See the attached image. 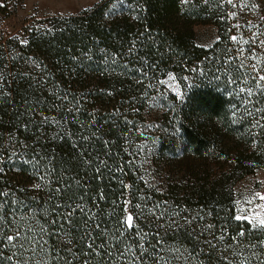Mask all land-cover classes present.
<instances>
[{"label": "trees", "instance_id": "obj_1", "mask_svg": "<svg viewBox=\"0 0 264 264\" xmlns=\"http://www.w3.org/2000/svg\"><path fill=\"white\" fill-rule=\"evenodd\" d=\"M221 1L224 0H188L184 4L182 0H139L137 24L144 32L141 35L144 62H153L159 56L163 63V54L170 48L178 54L180 64L197 67L192 75L195 83L187 87L176 121L185 146L197 155L217 143L202 127L217 119L225 122L222 127L228 128L231 103L218 84L223 85L227 76L239 79L243 71L240 67L237 74L233 66L222 65L223 52L232 41L233 17L228 12L229 4ZM211 5L215 7L210 9ZM182 7L185 19L184 25L179 26L174 13ZM100 11L84 18L74 17L72 25L62 31L30 34L26 46L19 50L29 58L31 71L38 69L47 78H52L53 73L58 77L56 90L45 92L46 101L65 95L78 102L76 92L85 90L86 86L73 71L77 66L73 59L79 63V56L90 51L100 70H104L105 64H110L113 55H118L125 45L126 32H119L112 23H96ZM211 17L217 18L219 39L210 48L192 46L191 24L207 22ZM131 28L127 27V32ZM256 37L252 33L245 35L244 45L255 42ZM209 60L212 64L206 63ZM110 68L121 78L129 74L131 66L122 63ZM16 74L15 70L8 87L10 94L0 92V264H141L140 259L147 253L129 258L131 253L126 252L125 240L120 238L122 223L126 224L128 213L133 220L136 208L134 204L125 206L119 200L120 195L130 193L134 187L139 189L123 149H129L127 143L131 139V130L126 127L129 117L125 118L123 112L126 105L137 101L138 91H125L124 87L118 93V86L110 80L97 82L93 88L88 85V94L84 95L87 98L81 100L85 105L79 121L65 123L66 128L56 137H49V131H45L39 138L37 128L50 125L38 111H32L39 101V96L31 91L34 73ZM257 93L262 96L264 106L262 92ZM6 131L12 138L4 148L1 143ZM34 172L43 177L41 181L46 185L48 196H56L57 209L54 199L46 205L45 190L39 197L27 190L26 178ZM78 173L82 175L81 182L73 178ZM172 189L169 187L162 196L157 195L159 200L163 197L166 218L163 229H156L144 241L136 237L135 249H145L148 258L154 255L151 262L159 254L156 249H165L162 264H264V227L236 219L231 211L224 213L222 203L213 202L211 193L188 197ZM194 204L204 209L197 219L191 214ZM51 210L61 214L55 220L70 227L65 235L70 251L63 249L53 257L44 250L38 255L33 248L36 231L24 230L28 219L45 224L47 219L40 213H46L49 218ZM131 227L136 229L133 224Z\"/></svg>", "mask_w": 264, "mask_h": 264}, {"label": "rangeland", "instance_id": "obj_2", "mask_svg": "<svg viewBox=\"0 0 264 264\" xmlns=\"http://www.w3.org/2000/svg\"><path fill=\"white\" fill-rule=\"evenodd\" d=\"M187 1L182 0V3L187 4ZM224 1L229 4L228 12L233 17V36L223 52L222 65L233 66L237 74L240 67L244 72L241 70L239 79L227 76L223 85L218 84L231 103L230 118L226 121L228 128L222 127L225 122L217 119L214 123H207L209 126L202 127L217 143H213L209 151L197 155L185 146L176 122L180 115L178 109L185 101L186 89L195 83L192 75L197 67L189 68L180 64L178 54L170 48L163 54V63L159 56L153 62H144L141 55V35L144 32L142 26L137 24L141 7L139 0H0V92L10 94L8 87L15 70L17 76L34 73L30 81L31 91L39 96V101L33 105L32 111H38L42 120L50 125L37 128L36 135L39 138L45 131H49V137H56L57 133L66 128L65 123L79 121V117L83 116L81 108L85 105L81 100L87 98L84 95L88 94V85L93 88L97 82L110 80L118 86V93L124 87L125 91H138V97L135 98L137 101L126 105L123 112L125 118L129 117L126 127L131 130V139L127 143L129 149H123L126 151L125 161L130 165L139 189L134 187L130 193L120 195L119 200L125 206L134 204L136 208L131 222L136 229L129 226L128 213L126 224L122 223L120 238L125 240L126 252L131 253L129 258L147 253L144 259H140L141 264L163 263L165 249H156L159 254L156 252V260L151 262L155 256L148 258V252L141 248L135 249L133 243L137 238L140 241L146 240L156 229H163V222L166 221L163 216V197L159 200L158 196H162L163 191L169 187L188 197L211 193L213 202L219 200L222 203L224 213L231 211L236 219L247 220L254 227H264V106L262 96L257 93L260 90L264 96V79H261L264 77V0ZM210 7L213 9L215 6ZM98 9H101V13L96 23H112L119 32H126L125 45L118 55H113L110 64H105L104 70H100L90 51L79 56V63L73 59L77 63L73 71L86 86L85 90L76 92L78 102L65 95L58 98L52 96L54 99L46 101L45 92L56 90L58 77L53 73L52 78H47L38 69L31 71L29 58L19 50L26 46L30 34L65 30L72 25L74 17H88ZM178 11L174 13V19L179 26H183L184 8ZM216 19L211 17L207 22L191 24L189 40L192 46L210 48L215 44L219 39ZM127 27H132L131 31L127 32ZM249 33L257 37L255 42L248 41L245 46L244 36ZM122 63L131 66V69L128 75L118 78L110 66ZM206 63L212 64V61ZM118 101H121L119 97ZM10 134L6 131L2 136L1 144L4 148L9 145L8 141L12 138ZM81 176L78 173L73 178L81 182ZM42 179L35 172L31 173L26 178L29 183L26 188L32 196L38 197L45 190L46 205L54 199L57 209V198L51 194L48 196ZM117 183L121 185L120 180ZM18 188L21 189V183ZM202 209V205L194 204L191 214L197 219ZM48 214L49 218L46 213H40V216L44 215L47 219L42 225L28 219L24 230L36 231L33 248L38 255L44 250L53 257L55 252L63 249L70 251V244L65 240L66 231L70 227L55 220L61 215L58 210L48 211ZM159 250H162V254Z\"/></svg>", "mask_w": 264, "mask_h": 264}, {"label": "snow or ice", "instance_id": "obj_3", "mask_svg": "<svg viewBox=\"0 0 264 264\" xmlns=\"http://www.w3.org/2000/svg\"><path fill=\"white\" fill-rule=\"evenodd\" d=\"M234 39H235V38H234ZM261 79H264V77H261ZM249 95H251V93H249ZM127 222H128V224H129V226H131V222H132V216H131V215H129V216L127 217ZM9 239H12V238L10 237Z\"/></svg>", "mask_w": 264, "mask_h": 264}]
</instances>
